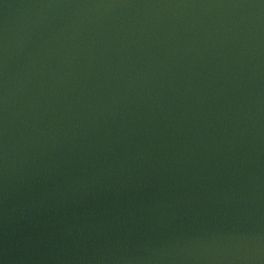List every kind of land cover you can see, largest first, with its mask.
<instances>
[{"label":"water","instance_id":"water-1","mask_svg":"<svg viewBox=\"0 0 264 264\" xmlns=\"http://www.w3.org/2000/svg\"><path fill=\"white\" fill-rule=\"evenodd\" d=\"M0 264H264V0H0Z\"/></svg>","mask_w":264,"mask_h":264}]
</instances>
